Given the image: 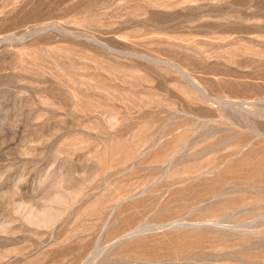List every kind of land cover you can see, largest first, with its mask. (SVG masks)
<instances>
[{"label":"rangeland","instance_id":"rangeland-1","mask_svg":"<svg viewBox=\"0 0 264 264\" xmlns=\"http://www.w3.org/2000/svg\"><path fill=\"white\" fill-rule=\"evenodd\" d=\"M0 264H264V0H0Z\"/></svg>","mask_w":264,"mask_h":264}]
</instances>
